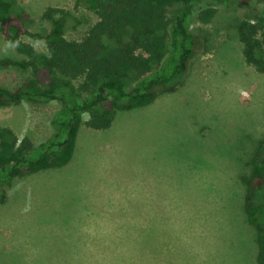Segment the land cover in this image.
Here are the masks:
<instances>
[{"label": "rangeland", "instance_id": "rangeland-1", "mask_svg": "<svg viewBox=\"0 0 264 264\" xmlns=\"http://www.w3.org/2000/svg\"><path fill=\"white\" fill-rule=\"evenodd\" d=\"M49 6L70 11L69 40H82L99 20L81 0L14 3L31 14L33 34L50 32ZM209 7L216 15L204 22ZM263 11L264 0L197 4L198 47L177 91L119 111L106 130L89 128L85 114L68 164L15 178L0 203V264H257L239 175L251 171L264 143V74L246 63L237 29ZM23 40L48 52L30 35ZM2 58L25 56L0 31ZM26 77L16 67L0 70L10 89ZM60 108L59 101L2 107L0 126L38 146L55 133Z\"/></svg>", "mask_w": 264, "mask_h": 264}, {"label": "trees", "instance_id": "trees-1", "mask_svg": "<svg viewBox=\"0 0 264 264\" xmlns=\"http://www.w3.org/2000/svg\"><path fill=\"white\" fill-rule=\"evenodd\" d=\"M99 20L82 40H69L70 11L49 6L43 19L51 23L47 34L31 33L32 16L15 11V0H0V31L25 58L0 59V70L16 67L26 72L17 89L0 84V108L24 101H59L53 119L55 133L38 146L30 136L20 138L0 126V203L15 178L42 169L64 166L74 156L80 126L109 129L119 111L152 103L160 93L178 90L198 47L191 28L197 4L206 0H81ZM229 5L239 0H212ZM174 7V10L172 8ZM216 8L201 12L210 22ZM248 65L264 74V11L245 18L237 29ZM30 35L48 49L41 53L23 36ZM264 143L250 159V172L240 173L245 188L247 221L258 234L257 264H264Z\"/></svg>", "mask_w": 264, "mask_h": 264}, {"label": "crops", "instance_id": "crops-1", "mask_svg": "<svg viewBox=\"0 0 264 264\" xmlns=\"http://www.w3.org/2000/svg\"><path fill=\"white\" fill-rule=\"evenodd\" d=\"M156 232V231H155ZM178 232H182L181 230H179ZM159 233V232H158ZM170 233H171V231H170ZM167 233H165V235H166ZM160 235H163V233H160Z\"/></svg>", "mask_w": 264, "mask_h": 264}]
</instances>
